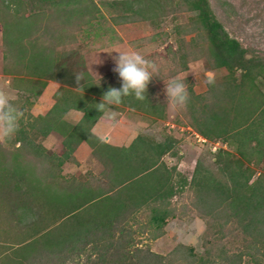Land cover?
Instances as JSON below:
<instances>
[{
	"label": "trees",
	"instance_id": "trees-1",
	"mask_svg": "<svg viewBox=\"0 0 264 264\" xmlns=\"http://www.w3.org/2000/svg\"><path fill=\"white\" fill-rule=\"evenodd\" d=\"M159 1L162 8L173 2ZM60 2L0 0L3 42H9L8 56L13 57L16 67H36L40 72L50 66L54 72V60L38 51V42L32 51L15 44L16 35L24 31L39 37L45 14L48 22L44 31L52 28V16ZM177 4L194 13L185 34L204 36L210 68L226 70L211 77L215 83L207 82L202 93L190 87V101L183 113L195 132L206 139H222L233 149H219L213 165L197 161L189 180L181 177L174 181L173 177L179 175L176 168L162 160L173 139L152 142L136 135L129 145L117 146L93 134L92 127L102 115L96 104L110 87L120 88L122 82L93 79L84 72L80 89L67 88L43 116L39 129L42 134L56 131L62 136L66 151L59 164L85 142L103 168L84 182L61 175L45 181L44 189L56 192L60 200L68 197L70 207H60L53 225H45L34 244L38 252L33 260L55 263L23 264H264V57L228 33L209 0H179ZM27 8L32 11L25 13ZM125 9L128 11L120 22L136 20L138 9ZM35 19L39 25L33 26L30 23ZM23 23L30 24L28 29ZM49 48L54 49V45ZM5 71L10 72L7 67ZM151 94L147 90V99L127 96L123 102L129 100L128 104L141 108L152 102ZM70 110L82 113L74 125L63 118ZM187 185L191 190L190 208L205 221L203 253L185 244H177L166 254L138 246L132 234L133 219L148 211L146 223L162 230L167 218L176 216L171 200ZM23 193L31 196L33 190L27 188ZM52 229L54 232H49Z\"/></svg>",
	"mask_w": 264,
	"mask_h": 264
},
{
	"label": "rangeland",
	"instance_id": "rangeland-1",
	"mask_svg": "<svg viewBox=\"0 0 264 264\" xmlns=\"http://www.w3.org/2000/svg\"><path fill=\"white\" fill-rule=\"evenodd\" d=\"M60 1L59 9L52 16V28L44 31L48 22V14H45L39 37L34 38L29 31H24L16 35L15 44L32 51L38 42V51L54 60V72L50 66L44 67L42 73L35 70L36 67H16L13 57L9 59V42L4 44L0 24V88L9 91L24 112L14 139L7 144L0 143V264L55 263L33 260L38 252L34 244L45 225H53L61 213L60 207H70V200L68 197L60 200L56 192L46 191L44 183L51 181L52 175L84 182L90 175L97 176L103 167L85 142L59 164L66 151L62 136L56 131L42 134L39 125L44 123L43 116L58 103L67 88L80 89L78 85L83 79H77L79 74L87 71L93 79H99L97 73L107 80H120L113 71L118 52L139 51L154 60L160 72L147 89L152 93V102L141 108L128 104L129 100L110 106L119 115L112 122L101 115L92 127L98 139L117 146L129 145L136 135H143L152 142L173 139L162 160L168 167L176 168L179 175L173 177L174 181L181 177L189 180L197 161L213 165L219 149H233L222 139L197 141L184 110H173L168 104L165 84L171 78L185 77L188 89L192 87L196 93H202L209 77L226 73L224 68H210L205 58L207 43L202 34H185L194 13L180 8L179 0H173L171 6L165 8L159 0ZM209 2L231 36L254 54L264 57V0ZM128 6L140 13L136 20L121 23ZM24 11L28 13L32 9ZM38 23L35 19L30 24ZM23 24L28 29L30 24ZM51 44L54 49L49 48ZM98 60L101 63L97 64ZM6 67L9 73H5ZM81 115L77 110H70L63 118L74 125ZM27 188L33 190L31 196L23 193ZM180 190L171 200L176 216L168 217L162 230L146 223L148 211L133 219L132 234L138 246L166 254L177 244H185L203 253L205 221L190 208L188 185ZM26 201H29L28 208ZM156 234L160 235L154 237ZM84 258L85 255L82 261Z\"/></svg>",
	"mask_w": 264,
	"mask_h": 264
},
{
	"label": "clouds",
	"instance_id": "clouds-1",
	"mask_svg": "<svg viewBox=\"0 0 264 264\" xmlns=\"http://www.w3.org/2000/svg\"><path fill=\"white\" fill-rule=\"evenodd\" d=\"M118 53V58H114L115 67L113 71L118 74L122 82L121 87H110L104 93L101 102L96 104V110L109 121H115L119 115L110 106H119L124 97L134 96L140 101L147 99L148 86L152 78L159 76L160 72L158 64L139 51L130 50ZM98 63L101 61L98 60ZM95 74L100 80L101 77L97 73ZM77 79H83V74H79ZM208 82L214 84L215 80L209 77ZM165 93L168 104L173 110L186 108L190 101L185 77L171 78L165 84ZM23 117L24 112L14 102L13 95L0 88V143L7 144L14 139Z\"/></svg>",
	"mask_w": 264,
	"mask_h": 264
},
{
	"label": "built area",
	"instance_id": "built-area-1",
	"mask_svg": "<svg viewBox=\"0 0 264 264\" xmlns=\"http://www.w3.org/2000/svg\"><path fill=\"white\" fill-rule=\"evenodd\" d=\"M192 134L194 135V137L197 139V141H200V142H206L207 139L202 137L200 134H198L197 132L195 131H192Z\"/></svg>",
	"mask_w": 264,
	"mask_h": 264
},
{
	"label": "crops",
	"instance_id": "crops-1",
	"mask_svg": "<svg viewBox=\"0 0 264 264\" xmlns=\"http://www.w3.org/2000/svg\"><path fill=\"white\" fill-rule=\"evenodd\" d=\"M109 121V120H108ZM109 122H112V121H109Z\"/></svg>",
	"mask_w": 264,
	"mask_h": 264
}]
</instances>
